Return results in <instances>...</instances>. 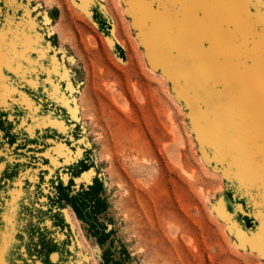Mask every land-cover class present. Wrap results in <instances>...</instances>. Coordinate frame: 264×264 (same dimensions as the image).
<instances>
[{
    "label": "rangeland",
    "instance_id": "374dc122",
    "mask_svg": "<svg viewBox=\"0 0 264 264\" xmlns=\"http://www.w3.org/2000/svg\"><path fill=\"white\" fill-rule=\"evenodd\" d=\"M261 88L264 0H0V264H264Z\"/></svg>",
    "mask_w": 264,
    "mask_h": 264
},
{
    "label": "bare ground",
    "instance_id": "6f19581e",
    "mask_svg": "<svg viewBox=\"0 0 264 264\" xmlns=\"http://www.w3.org/2000/svg\"><path fill=\"white\" fill-rule=\"evenodd\" d=\"M82 1H85V0H82ZM197 24V23H196ZM198 26V25H197ZM216 26V25H215ZM184 32V31H183ZM182 34V33H181ZM215 35V34H214ZM261 71L258 70V73L257 75H260ZM254 89V88H253ZM261 95L264 96V88H261V91H260ZM257 106V105H256ZM248 110V109H247ZM259 111L256 112V115H262V113H264V104L262 107H259L258 108Z\"/></svg>",
    "mask_w": 264,
    "mask_h": 264
}]
</instances>
